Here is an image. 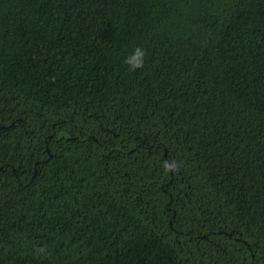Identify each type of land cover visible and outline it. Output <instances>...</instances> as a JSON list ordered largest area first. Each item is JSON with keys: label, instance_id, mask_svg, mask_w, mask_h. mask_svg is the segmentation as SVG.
Instances as JSON below:
<instances>
[{"label": "trees", "instance_id": "obj_1", "mask_svg": "<svg viewBox=\"0 0 264 264\" xmlns=\"http://www.w3.org/2000/svg\"><path fill=\"white\" fill-rule=\"evenodd\" d=\"M0 264H264V0H0Z\"/></svg>", "mask_w": 264, "mask_h": 264}, {"label": "clouds", "instance_id": "obj_2", "mask_svg": "<svg viewBox=\"0 0 264 264\" xmlns=\"http://www.w3.org/2000/svg\"><path fill=\"white\" fill-rule=\"evenodd\" d=\"M146 55V50L137 46L130 55L125 57L123 63L128 66L129 71L134 72L144 67ZM163 167L165 171H176L179 165L176 163V161H165ZM37 252L43 255L47 252V248L40 247L37 249Z\"/></svg>", "mask_w": 264, "mask_h": 264}]
</instances>
